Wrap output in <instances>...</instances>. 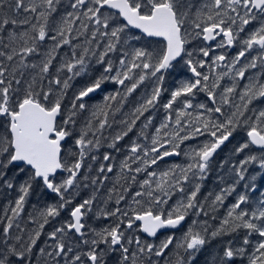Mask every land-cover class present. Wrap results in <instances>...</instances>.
<instances>
[{"label":"snow or ice","instance_id":"1","mask_svg":"<svg viewBox=\"0 0 264 264\" xmlns=\"http://www.w3.org/2000/svg\"><path fill=\"white\" fill-rule=\"evenodd\" d=\"M0 201V264H264V0H0Z\"/></svg>","mask_w":264,"mask_h":264},{"label":"trees","instance_id":"2","mask_svg":"<svg viewBox=\"0 0 264 264\" xmlns=\"http://www.w3.org/2000/svg\"><path fill=\"white\" fill-rule=\"evenodd\" d=\"M112 91V86L111 85H107L106 88H105V92H110ZM102 99V94L97 96L96 97V100L97 102H99L100 100ZM205 100L202 99V101ZM154 116H156V122L159 123V120H160V116L156 115V113H152ZM147 115V114H146ZM139 131V127H137V129H135L132 133H129V137L130 138H135V135H136V132ZM150 131H152L150 129ZM108 133H106L107 135ZM114 134V133H113ZM129 142V138H125L124 141L121 142V149L123 150L124 149V146L126 144H128ZM229 147H231V145H229ZM107 150L106 148H102L101 149V153H103V151ZM227 154V149H225V151L223 153H221V156H225ZM114 156H118V157H121L122 158V153H113ZM178 158H174V159H169V160H177ZM214 183H215V174H213L212 176L209 177V179L206 181V186H205V189L204 191L207 192L209 189H211L213 186H214ZM84 195H87V191L84 192ZM2 202V201H0ZM32 202H35V197L32 198ZM29 209H31V204H29ZM65 215H67L65 213ZM103 223V222H101ZM46 230H50V228H46ZM163 238V237H161ZM39 246H44V240L41 239V241H39ZM201 260H203V257H201Z\"/></svg>","mask_w":264,"mask_h":264}]
</instances>
